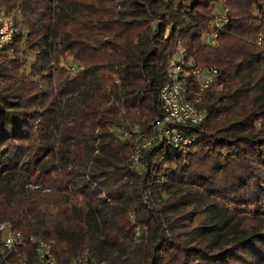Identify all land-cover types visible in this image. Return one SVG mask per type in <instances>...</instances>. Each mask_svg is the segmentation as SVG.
Masks as SVG:
<instances>
[{"label":"trees","instance_id":"trees-1","mask_svg":"<svg viewBox=\"0 0 264 264\" xmlns=\"http://www.w3.org/2000/svg\"><path fill=\"white\" fill-rule=\"evenodd\" d=\"M212 1L0 0L22 18L0 52V223L54 240L58 264L264 263V0H226L218 28ZM180 48L218 69L205 119L135 168L123 133L153 134Z\"/></svg>","mask_w":264,"mask_h":264},{"label":"built area","instance_id":"built-area-1","mask_svg":"<svg viewBox=\"0 0 264 264\" xmlns=\"http://www.w3.org/2000/svg\"><path fill=\"white\" fill-rule=\"evenodd\" d=\"M19 16V11L13 14V12L0 7V52L12 44L15 36L20 32L17 23ZM222 24L220 25L218 20L215 22L214 27L218 28ZM216 28L206 31V37L212 43H214L218 35ZM69 69L76 71V67L73 64H69ZM217 75V68L197 64L194 59L186 54L183 48H180L174 54L168 63L166 81L160 89V100L163 105L164 115L153 126V134L151 136L146 134L138 136L137 145L130 158L133 167L138 168L142 152L152 146L154 139H166L176 146L192 143L193 138L183 131L181 127L197 125L205 119V113L199 106L206 91L215 83ZM188 80H191L197 88V91L193 92L190 98ZM137 128L138 126L134 127L135 130ZM127 131L125 130L123 135L131 137L133 132L126 134ZM140 233V228L136 227V235L139 236ZM0 234V264H58L54 253V240H46L34 234L25 236L20 230L12 228L8 222L0 223ZM25 241L33 248L32 257L28 259L25 255L17 261H5L7 260V251L21 247ZM67 264L107 263L82 255Z\"/></svg>","mask_w":264,"mask_h":264},{"label":"rangeland","instance_id":"rangeland-1","mask_svg":"<svg viewBox=\"0 0 264 264\" xmlns=\"http://www.w3.org/2000/svg\"><path fill=\"white\" fill-rule=\"evenodd\" d=\"M225 1L226 0H213L212 1V3H211V11H212V13L213 14H216V18H215V22H217L218 20H219V24L221 25L222 24V19L224 18V16H226V14L228 13V8L229 7H227V6H225L224 5V3H225ZM11 12H13V14L15 13V11H11ZM215 22H214V26H215ZM17 23H21V25H22V18H21V16H19V18L17 19ZM203 37H202V39L203 40H205L206 42H209V43H212L207 37H206V32H204V34L202 35ZM217 38H218V35H217V37H216V39H215V41H214V43H212V44H216L217 43ZM23 45V44H22ZM190 57V56H189ZM190 58H192V57H190ZM193 59V58H192ZM69 62H67L66 63V65H65V68L69 71V72H71V73H73V72H76V71H74L73 69L71 70V69H69V63H70V61H71V59H69L68 60ZM71 64V63H70ZM199 65H202V64H199ZM203 66V65H202ZM135 126H138V128H137V130H135L134 129V127ZM122 129V128H121ZM135 130V131H134ZM127 131V130H126ZM138 131V132H137ZM129 132H133V134H132V136L131 137H134V138H138V136L140 135V134H145V133H143L144 132V130L141 128V126L139 125V124H134L133 126H131L130 128H129V130L126 132V134H128ZM149 136H151V135H149ZM123 137V136H122ZM123 138H130L129 136H124ZM31 185L32 184H29V187H31ZM32 188V187H31ZM6 210H7V206L5 205V204H3V203H0V215H3L5 212H6ZM140 228V227H139ZM141 231V230H140ZM140 235H141V233H140ZM140 235L139 236H137L136 235V228H135V239H136V241L138 242L139 241V237H140ZM248 256V255H247ZM250 262H252V263H249V264H264V263H259V262H257L256 260H254V259H250ZM237 264H242V263H237Z\"/></svg>","mask_w":264,"mask_h":264}]
</instances>
